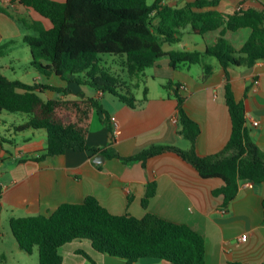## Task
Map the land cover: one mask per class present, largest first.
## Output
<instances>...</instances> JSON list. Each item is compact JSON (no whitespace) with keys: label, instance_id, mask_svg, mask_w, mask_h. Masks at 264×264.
<instances>
[{"label":"trees","instance_id":"1","mask_svg":"<svg viewBox=\"0 0 264 264\" xmlns=\"http://www.w3.org/2000/svg\"><path fill=\"white\" fill-rule=\"evenodd\" d=\"M33 8L50 22V27L35 22L38 34L25 35L31 50V66L50 78L56 75L69 84L89 85L97 91L111 93L122 102L137 107L148 96L137 98L132 89L105 63V56L120 57L132 86L147 68L168 57L174 68L203 63L204 79L213 72L206 57H215L226 71V100L232 118V133L224 149L211 155L198 150L200 124L186 108V98L180 93L182 83L169 80L163 86L173 89L177 100L180 133L190 147L152 144L142 151L122 157L115 149H105L109 156L147 165L150 158L174 153L197 170L203 178L219 177L224 184L214 193L224 196L228 205L238 195L242 182H264V150L254 142L246 119L243 100L237 99L229 67H251L264 60V9H239L224 13L217 9V0H195L183 7L164 4V0H19ZM2 11L8 13L5 8ZM203 35L220 30L214 43L204 52L165 50L166 44L182 40L183 30ZM250 28L242 47H235L226 37L227 31ZM0 44V59L9 43ZM45 90L72 94L68 86L45 82L28 83L9 78L0 65V113L24 112L30 120L18 130L45 129L47 145L38 159L66 153L68 150L90 149L88 133L94 112L108 117V112L96 97L77 93L76 97L45 99ZM94 152L98 149L92 148ZM157 183L148 185L144 207L155 195ZM10 227L20 246L28 253L37 247L39 264H62L60 248L76 239H89L99 252L134 263L140 258L155 257L175 264H206V239L188 223L177 222L153 212L143 217L130 213L114 214L100 200L89 195L81 203H63L51 214L12 217ZM88 260L96 264L84 251ZM264 264V262L262 263Z\"/></svg>","mask_w":264,"mask_h":264},{"label":"crops","instance_id":"2","mask_svg":"<svg viewBox=\"0 0 264 264\" xmlns=\"http://www.w3.org/2000/svg\"><path fill=\"white\" fill-rule=\"evenodd\" d=\"M13 1L15 10L22 13L17 16L33 30L29 35L38 34L34 28L36 21L42 22L46 28L50 27L49 20L33 8L24 6L19 0ZM192 1L195 0H164L163 3L183 7ZM217 1L216 8L224 13L239 9H264V0ZM10 3L7 2V6ZM1 8L5 7L1 5L0 11ZM7 12L5 14H12ZM219 33L220 30L210 31L202 35L201 41H195L192 32H184L182 40L178 42L180 48L173 44H166L164 48L166 51L179 49L204 52ZM250 33V28H241L227 31L226 37L240 48ZM185 40L189 41L185 43ZM110 57L113 64L120 63L124 73L122 59ZM28 60L31 63L30 56ZM206 61L213 66L212 74L206 79L203 77V63L174 68L170 59L165 57L151 68L154 79L182 83L180 93L186 98L185 108L201 128L198 150L203 155H211L222 151L228 143L232 133V118L226 100V71L217 59L208 56ZM8 68L12 69L13 66ZM35 72L28 83L68 86L72 92L66 96L45 90L41 94L45 99L73 98L83 92L82 97L98 98L108 112V117L94 112L87 141L90 149H71L60 155L38 159L47 145L46 130H18L31 118L27 115L19 121L16 115L20 112L11 114L15 115L13 119L0 116V264H32V256L36 251L34 249L28 253L20 246L10 227L12 217L49 215L61 204L81 203L89 195L97 197L114 214L130 213L143 217L150 211L177 222L188 223L206 239V264L264 262V182H242L237 197L225 205L224 196L214 193L224 184L223 179L203 178L174 153L152 157L145 166L140 161L128 162L103 152L105 149H115L120 156L127 157L152 144L189 148L190 141L180 133L173 89L152 92L147 86V99L137 107H131L114 97L109 98L108 103L107 99L102 102L101 99L106 97L102 91L88 92L84 85H68L56 75L48 78L37 70ZM229 73L237 99L245 103L250 136L264 150V60H259L251 67H229ZM112 116L118 119V131ZM254 121H258V124ZM92 148L98 151L94 152ZM152 182L157 183L156 193L150 198L148 206L144 207L143 198ZM242 237L246 239L242 240ZM81 251L86 252L96 264H175L155 257H144L129 263L125 259L97 251L86 238L73 240L60 248L62 264H88L90 260Z\"/></svg>","mask_w":264,"mask_h":264},{"label":"rangeland","instance_id":"3","mask_svg":"<svg viewBox=\"0 0 264 264\" xmlns=\"http://www.w3.org/2000/svg\"><path fill=\"white\" fill-rule=\"evenodd\" d=\"M155 0H148L150 4H152ZM7 2H11L7 6ZM3 5L10 13L12 14H5L2 11H0V44H6L10 40H13L12 43H9L6 45V47L3 49L4 55L0 59V65L2 66V71L9 77V78H16V79H22L24 81H32L33 76L36 74L35 68L31 66V63L29 62L28 58L31 57V50L28 43L24 41V36L29 35L33 33L32 29H29L22 19H20L17 15H21L22 13L15 10V4L14 1L11 0H0V6ZM28 17V16H26ZM184 32H191L190 27H187L183 30ZM183 32V34H184ZM195 41H201L202 35L194 34ZM190 40V39H189ZM189 40H185L184 42L187 43ZM237 42L234 40V44ZM174 47L180 48V43L173 44ZM105 63H107L113 71L118 72L122 74V79L126 80V84L128 87L132 89V92L137 98H141L144 94V88L149 86L152 90V92L158 91V90H165L168 91L167 88H165L163 85L166 84L169 79L166 80H160L154 79L153 77V69L147 68L145 71V75H142L139 79H137L135 82H140V86H132L131 80L129 76L123 71L120 63L113 64V60L109 55H106L105 57ZM211 59H216L213 56H210ZM119 60V59H118ZM120 62V60H119ZM13 66V68H8V66ZM116 65V66H115ZM196 67H194L195 71ZM86 90L88 92H95V89L90 87L89 85H84ZM44 97V96H43ZM46 97V96H45ZM117 98L111 93H106L105 99H101L102 102H104L107 99V103L109 98ZM12 112L4 111L2 114H0L1 117L5 115L6 118H12L15 115ZM30 116L27 113L20 112L16 116L19 117V121H22V117L24 116ZM31 117V116H30ZM11 121V120H8ZM14 121V120H13ZM2 130V129H0ZM35 253L32 256V264H39V253L37 247H35ZM88 264H91L90 261H88Z\"/></svg>","mask_w":264,"mask_h":264},{"label":"built area","instance_id":"4","mask_svg":"<svg viewBox=\"0 0 264 264\" xmlns=\"http://www.w3.org/2000/svg\"><path fill=\"white\" fill-rule=\"evenodd\" d=\"M112 121H113V123H114V126H115V128H116V130L118 131L119 129V122H118V119L116 118V116H112ZM254 123L255 124H258V121H254ZM225 210V209H224ZM246 239V237H242V240H245Z\"/></svg>","mask_w":264,"mask_h":264},{"label":"water","instance_id":"5","mask_svg":"<svg viewBox=\"0 0 264 264\" xmlns=\"http://www.w3.org/2000/svg\"><path fill=\"white\" fill-rule=\"evenodd\" d=\"M82 96H84V94H82ZM99 156L103 157V155H99Z\"/></svg>","mask_w":264,"mask_h":264}]
</instances>
